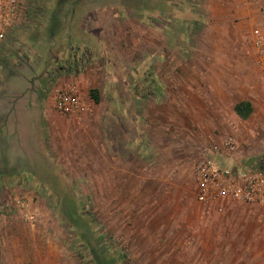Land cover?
I'll use <instances>...</instances> for the list:
<instances>
[{"label":"rangeland","instance_id":"1","mask_svg":"<svg viewBox=\"0 0 264 264\" xmlns=\"http://www.w3.org/2000/svg\"><path fill=\"white\" fill-rule=\"evenodd\" d=\"M66 1L30 4L57 11L96 3ZM123 8L105 5L85 39L55 34L42 73L47 111L38 137L18 151L24 174H0V264H264V205L230 202L220 212L197 200L194 176L203 160H262L264 129L245 140L253 132L234 115V88L211 109L201 93L208 82L177 58L191 57L197 33L185 31L182 41L179 19L165 30L167 18ZM69 84L94 104L82 120L56 108V90ZM19 198L32 202L36 221Z\"/></svg>","mask_w":264,"mask_h":264},{"label":"crops","instance_id":"2","mask_svg":"<svg viewBox=\"0 0 264 264\" xmlns=\"http://www.w3.org/2000/svg\"><path fill=\"white\" fill-rule=\"evenodd\" d=\"M20 1L22 7L12 25L0 32V174H24L26 163L23 165L24 158L18 151L29 143V138L34 142L31 137H38L40 113L47 111L40 101L45 92L43 68L53 53L55 36L77 33L86 34L80 38H87V33L97 30L94 14L102 12L105 5L124 7L123 12L167 18L162 22L165 30L174 26L168 20L177 18L179 23L175 25H180L182 41L185 31L197 33L191 57L177 58L196 66V80L208 82L201 93H206L211 109L215 97H227V91L234 88V115L253 132L245 140L264 129V57L258 56L255 45L256 35L264 34V0H95L91 4L94 8L81 6L77 10L68 5L57 11L30 4L42 1L48 5V0ZM168 58L159 56L162 63ZM174 63L178 64L176 58ZM243 100L250 101L253 107L247 119L235 111V105ZM261 159L264 161V157ZM30 166L27 164L28 170Z\"/></svg>","mask_w":264,"mask_h":264},{"label":"built area","instance_id":"3","mask_svg":"<svg viewBox=\"0 0 264 264\" xmlns=\"http://www.w3.org/2000/svg\"><path fill=\"white\" fill-rule=\"evenodd\" d=\"M22 7L20 0H0V32L10 27L16 14ZM255 45L259 57H264V34H257ZM55 105L62 114H72L77 120L92 113L94 104L87 99L76 84L58 88L55 92ZM224 144L235 150L237 141L225 137ZM197 200L214 206L218 211L225 210L230 202L264 205V161H255L248 165L218 166L203 160L196 164L194 170ZM18 209L29 221H36L31 202L25 198L16 200Z\"/></svg>","mask_w":264,"mask_h":264},{"label":"trees","instance_id":"4","mask_svg":"<svg viewBox=\"0 0 264 264\" xmlns=\"http://www.w3.org/2000/svg\"><path fill=\"white\" fill-rule=\"evenodd\" d=\"M91 93L94 100L98 103L100 101L98 91L96 89H93L91 90ZM235 111L241 118L247 119L253 112L252 103L247 100L240 101L235 105Z\"/></svg>","mask_w":264,"mask_h":264}]
</instances>
